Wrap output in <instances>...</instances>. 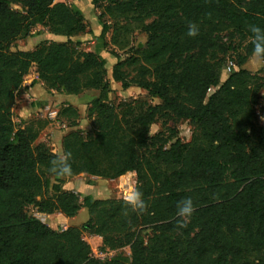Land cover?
<instances>
[{
	"label": "trees",
	"instance_id": "trees-1",
	"mask_svg": "<svg viewBox=\"0 0 264 264\" xmlns=\"http://www.w3.org/2000/svg\"><path fill=\"white\" fill-rule=\"evenodd\" d=\"M103 1L109 21L99 40L111 32L117 59L111 78L107 62L73 39L88 29L80 8L0 0V264H264V126L257 109L264 77L243 68L252 51L250 26L264 28V0ZM189 23L197 35H187ZM37 26L67 41L12 50ZM137 33L147 40L135 46ZM230 53L237 54L238 69L222 83ZM34 66L48 90L98 92L89 108L92 129L62 140L71 175L51 171L60 155L38 142L46 120H14L16 95ZM111 79L125 90L146 91L147 98L113 102ZM59 118L78 127L73 107ZM182 121L193 128L188 142L179 138ZM156 124L161 129L151 135ZM128 173L136 174L143 210L123 198L82 201L63 189L82 174L117 180ZM185 196L196 207L180 228L175 207ZM29 207L67 218L86 208V231L102 238L101 250L129 248L131 255L97 259L83 229H53L29 215Z\"/></svg>",
	"mask_w": 264,
	"mask_h": 264
},
{
	"label": "rangeland",
	"instance_id": "rangeland-1",
	"mask_svg": "<svg viewBox=\"0 0 264 264\" xmlns=\"http://www.w3.org/2000/svg\"><path fill=\"white\" fill-rule=\"evenodd\" d=\"M65 3L73 6L78 7L81 9L85 16L86 23L88 24V29L85 34L78 35L74 37L73 39L75 42H80L81 48L85 50L91 49L92 51H96L99 56L104 59L107 62L108 65V76L111 78L112 73V67L117 62V59L115 57V53H113V47L110 45V39H111V32H109L105 40L101 41L99 40V36L102 32V26L104 23L108 22L107 17H102L103 12V6L104 1L103 0H63ZM15 9L21 10L19 6H14ZM33 37V38H32ZM27 39V40H26ZM22 39L17 41L13 46L12 49L18 50V49H32L36 48L39 44L43 42H50L51 41V33L48 31L47 28H44L42 26H37L34 31L33 35L29 38ZM147 40V35L143 33H137L134 37V45L137 46L140 43H144ZM122 57H125V54L120 52L119 53ZM238 56L236 53H230L225 58V63L222 68V75H221V82L223 83L226 78L235 70L238 69L237 63ZM234 63L235 68H233V71L229 73L227 71V66L229 64ZM31 72V71H30ZM257 73H260L264 77V70L259 71ZM216 90V88H211L210 94L213 93ZM122 92V94H120ZM264 90L262 91L261 95V104L258 106V112L260 114V123L264 126ZM83 96H86L90 101H92L95 97L98 96V92L96 91H88L83 93ZM111 100L115 103H120L123 100H129V99H136V98H147V92L140 89H133L131 92H127L122 89L113 90V93L110 95ZM153 104H158V100H151ZM88 105H85L84 107H81L80 114L78 120L81 118V124L84 126L82 128V131L87 134L90 129L91 118L89 117V109ZM87 107V108H86ZM62 123L65 124L63 121ZM18 124V123H17ZM62 125L60 124V128L62 129ZM178 131H179V138L184 141L188 142L191 140L192 137V126L189 123V121H182L178 124ZM161 126L160 124H156L152 127L151 135H154L158 131H160ZM40 140V139H39ZM39 142V141H38ZM57 148H54L56 150ZM136 187V181L131 176H128V178L120 181V180H107L102 178L93 179L89 176H83L80 177L79 183L77 184L75 190L76 193L79 194L81 200L86 196H91L94 199H131L132 193L134 192ZM27 212L29 215L36 216L37 218L41 219L44 222V216H41L36 212V210L33 207H29L27 209ZM90 220V214L88 213V210L82 209L81 214L77 216V224L78 227L83 229V236L84 239L91 245L93 254L95 253H102L104 260H109L113 257L124 255V256H130L131 251L129 248H125L118 251H102L100 243H96L95 241L91 240L89 238V233L86 231L87 225ZM57 225H53L49 220H47V223L52 225L57 230H63L69 228V224L67 222H61ZM151 234L150 230H146L143 232V236L147 237Z\"/></svg>",
	"mask_w": 264,
	"mask_h": 264
},
{
	"label": "crops",
	"instance_id": "crops-1",
	"mask_svg": "<svg viewBox=\"0 0 264 264\" xmlns=\"http://www.w3.org/2000/svg\"><path fill=\"white\" fill-rule=\"evenodd\" d=\"M57 2H64L63 0H56ZM33 38V37H32ZM27 40V39H26ZM51 41H57V42H65L67 41V38L61 37V36H54L51 34ZM35 48L32 49H18L20 51H32ZM14 50V49H12ZM16 51V50H14ZM89 51H92L89 49ZM243 68L248 70L247 63L243 66ZM111 84L113 90L122 89V85L120 83H116L111 79ZM133 89H140L137 87H131L125 91L131 92ZM142 90V89H140ZM122 94V92H120ZM264 95V93H263ZM111 99V96H110ZM160 103V100L157 99ZM88 105V109L91 106V101L86 96H83V94L80 95H68L63 93H58L54 90H48L46 86L39 81L38 75L36 72V67L34 66L31 69V72L25 77L24 83L22 88L18 91L15 99V105L13 108L14 112V120L18 124H25L27 122H30L32 120L36 119H43L46 120L48 123L43 128L41 134H40V140L39 142L47 143L53 152L57 153L58 155H64L63 149H62V140L63 138L68 135L70 132L75 130H81L84 127L81 123V118L78 120V127L72 128L69 127L66 123H62L63 121L59 118V112L65 108V107H73L75 108L78 113L80 114L81 107H84L85 105ZM87 108V107H86ZM49 112L56 113L57 120H50L47 118V114ZM60 124L62 125V129L60 128ZM90 129H92V120L89 122ZM54 148H57L54 150ZM88 176V175H80L78 177L67 179L63 189L66 191H72L76 193V186L79 183L80 177ZM128 176H131L136 181V174L135 173H128L124 177L119 178L118 180L122 181ZM92 177V176H89ZM93 179H97V177H92ZM82 210L79 214H81ZM41 216H44V223L55 229L52 225L47 223V220L51 222L53 225H57L59 222H67L70 227H78L77 224V217L75 218H67L61 213H55L52 215H46V214H40ZM89 238L91 240L95 241L96 243H100L102 245V238L99 236L89 235Z\"/></svg>",
	"mask_w": 264,
	"mask_h": 264
},
{
	"label": "clouds",
	"instance_id": "clouds-1",
	"mask_svg": "<svg viewBox=\"0 0 264 264\" xmlns=\"http://www.w3.org/2000/svg\"><path fill=\"white\" fill-rule=\"evenodd\" d=\"M249 31L252 34V51L247 58V66L250 72L255 73L264 70V28L258 25H251ZM197 34L198 28L196 25L189 23L187 35L195 36ZM70 155V153H65L54 158L51 162V171L59 176L71 175ZM126 203L133 210H143L145 208V201L139 189L134 190L131 199L126 200ZM195 207L191 196H185L176 202L175 217L180 228L187 226V222L192 217Z\"/></svg>",
	"mask_w": 264,
	"mask_h": 264
},
{
	"label": "built area",
	"instance_id": "built-area-1",
	"mask_svg": "<svg viewBox=\"0 0 264 264\" xmlns=\"http://www.w3.org/2000/svg\"><path fill=\"white\" fill-rule=\"evenodd\" d=\"M233 68H235V64L234 63H231V64H229V66H227V71L229 72V73H231L232 71H233ZM47 118H49L50 120H57V115H56V113H53V112H49L48 114H47ZM93 256L95 257V258H97V259H101V260H104L103 259V256H102V253H95V254H93Z\"/></svg>",
	"mask_w": 264,
	"mask_h": 264
}]
</instances>
